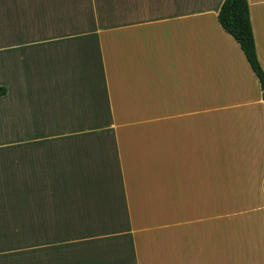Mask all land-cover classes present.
Here are the masks:
<instances>
[{
    "label": "crops",
    "instance_id": "0c3cea01",
    "mask_svg": "<svg viewBox=\"0 0 264 264\" xmlns=\"http://www.w3.org/2000/svg\"><path fill=\"white\" fill-rule=\"evenodd\" d=\"M223 2L0 0V246L42 249L0 258L264 264L263 90Z\"/></svg>",
    "mask_w": 264,
    "mask_h": 264
},
{
    "label": "trees",
    "instance_id": "16d2710c",
    "mask_svg": "<svg viewBox=\"0 0 264 264\" xmlns=\"http://www.w3.org/2000/svg\"><path fill=\"white\" fill-rule=\"evenodd\" d=\"M218 20L221 26L234 37L242 48L252 70L260 81L264 98V69L257 55L249 1L224 0L218 14ZM6 92L5 87H0V96L5 95Z\"/></svg>",
    "mask_w": 264,
    "mask_h": 264
},
{
    "label": "rangeland",
    "instance_id": "374dc122",
    "mask_svg": "<svg viewBox=\"0 0 264 264\" xmlns=\"http://www.w3.org/2000/svg\"><path fill=\"white\" fill-rule=\"evenodd\" d=\"M40 237L33 236V242L31 243H21L17 245H11L10 248L5 249L4 247L0 246V251L5 250H13L16 252H27V251H41V244H40ZM67 246L66 248H68ZM0 264H40L39 260L36 259H28L23 257L22 259H12V256L8 255H1Z\"/></svg>",
    "mask_w": 264,
    "mask_h": 264
}]
</instances>
